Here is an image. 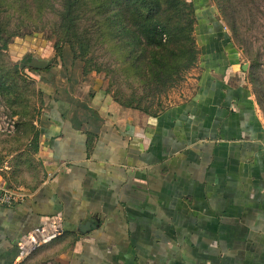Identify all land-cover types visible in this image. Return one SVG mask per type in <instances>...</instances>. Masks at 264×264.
Segmentation results:
<instances>
[{
	"label": "crops",
	"instance_id": "0c3cea01",
	"mask_svg": "<svg viewBox=\"0 0 264 264\" xmlns=\"http://www.w3.org/2000/svg\"><path fill=\"white\" fill-rule=\"evenodd\" d=\"M201 13L194 92L156 116L51 72L35 187L0 173V199L15 193L0 201V264H264V123ZM56 215L63 234L20 258L21 237Z\"/></svg>",
	"mask_w": 264,
	"mask_h": 264
},
{
	"label": "rangeland",
	"instance_id": "374dc122",
	"mask_svg": "<svg viewBox=\"0 0 264 264\" xmlns=\"http://www.w3.org/2000/svg\"><path fill=\"white\" fill-rule=\"evenodd\" d=\"M204 1L199 10L193 0H0L1 175L35 187L52 71L67 82L78 71L81 82L99 83L118 105L148 117L188 99L202 10L237 53V80L264 123V0Z\"/></svg>",
	"mask_w": 264,
	"mask_h": 264
},
{
	"label": "built area",
	"instance_id": "2783aa9c",
	"mask_svg": "<svg viewBox=\"0 0 264 264\" xmlns=\"http://www.w3.org/2000/svg\"><path fill=\"white\" fill-rule=\"evenodd\" d=\"M15 199V196L9 190H2L0 201L5 204H11ZM63 220L61 216L56 215L48 218L40 225L34 227L21 237L18 242V256L20 258L29 257L37 248L48 245L57 238H59L63 232Z\"/></svg>",
	"mask_w": 264,
	"mask_h": 264
},
{
	"label": "water",
	"instance_id": "95a60500",
	"mask_svg": "<svg viewBox=\"0 0 264 264\" xmlns=\"http://www.w3.org/2000/svg\"><path fill=\"white\" fill-rule=\"evenodd\" d=\"M38 64H39V66H38L39 68H44L46 66V62H44V61H41Z\"/></svg>",
	"mask_w": 264,
	"mask_h": 264
},
{
	"label": "trees",
	"instance_id": "16d2710c",
	"mask_svg": "<svg viewBox=\"0 0 264 264\" xmlns=\"http://www.w3.org/2000/svg\"><path fill=\"white\" fill-rule=\"evenodd\" d=\"M2 48L7 49V45L5 43H3Z\"/></svg>",
	"mask_w": 264,
	"mask_h": 264
}]
</instances>
